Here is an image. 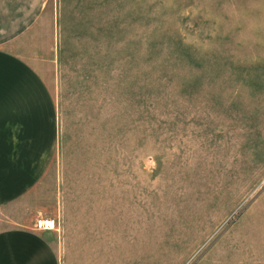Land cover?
<instances>
[{
    "label": "rangeland",
    "instance_id": "374dc122",
    "mask_svg": "<svg viewBox=\"0 0 264 264\" xmlns=\"http://www.w3.org/2000/svg\"><path fill=\"white\" fill-rule=\"evenodd\" d=\"M52 4L105 116L72 134L60 264H264V0Z\"/></svg>",
    "mask_w": 264,
    "mask_h": 264
},
{
    "label": "crops",
    "instance_id": "0c3cea01",
    "mask_svg": "<svg viewBox=\"0 0 264 264\" xmlns=\"http://www.w3.org/2000/svg\"><path fill=\"white\" fill-rule=\"evenodd\" d=\"M58 18L52 0H0V264H60L61 235L35 221L64 217L72 134L105 123L100 99L75 110Z\"/></svg>",
    "mask_w": 264,
    "mask_h": 264
},
{
    "label": "built area",
    "instance_id": "2783aa9c",
    "mask_svg": "<svg viewBox=\"0 0 264 264\" xmlns=\"http://www.w3.org/2000/svg\"><path fill=\"white\" fill-rule=\"evenodd\" d=\"M35 227L38 230H55L60 229V220L57 217L52 216H40L35 221Z\"/></svg>",
    "mask_w": 264,
    "mask_h": 264
}]
</instances>
